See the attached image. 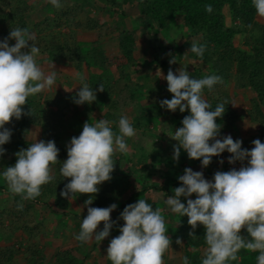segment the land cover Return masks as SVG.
Returning <instances> with one entry per match:
<instances>
[{
  "label": "trees",
  "instance_id": "1",
  "mask_svg": "<svg viewBox=\"0 0 264 264\" xmlns=\"http://www.w3.org/2000/svg\"><path fill=\"white\" fill-rule=\"evenodd\" d=\"M2 1L5 7H11V9L8 14L0 9V25L5 27L0 41L8 37L11 28H27L35 37L34 42L40 49L39 55H44L51 61H67L73 64L79 72L87 69L89 73L87 83L93 87L94 91L99 88L100 83L104 85V91L96 92L95 102L83 104L85 110L83 116H96V121L104 118L116 122L121 115H126V112L132 110L137 112L133 120L129 119L135 129H146L150 123L159 124L166 118L168 119L167 125L171 126L173 131L182 127V120L190 113L188 111L181 113L179 109L171 112L161 108L160 101L171 99L172 94L168 92L167 84L163 86L158 84L159 80L154 75L155 71L151 72L155 65L161 68L166 76L168 71L172 70V63L170 64L168 59L172 57L180 63L189 61L194 66L188 72L193 78L199 79L211 74L222 77V83L217 84L211 92L206 89L203 93L213 110L218 103H223L225 106L224 114L216 120V123L221 125L217 138L225 136L227 132L237 131V124L243 122L245 117L231 109L230 94L222 89L228 83H232L236 92L246 90L252 92L250 98L252 109L248 113L249 120L259 126L260 140L263 139L264 22L258 20L251 0H83L82 6L72 5L66 10L65 7L56 8L49 0H44L47 1L46 11L53 16L39 22L31 20L29 16L31 5L28 0ZM67 1L70 0H62L61 3ZM91 1L99 2L111 9V16L117 18L113 27H107L99 20L93 21L90 17L85 23L77 21V17L86 10V7L93 6ZM209 4L213 7L211 13L205 10L206 5ZM127 5L134 6L133 9L138 11V15L130 20L131 27L124 19L125 16L131 14L127 11ZM226 10L232 20L231 25L226 22ZM178 20H182L186 31L183 34L184 42L172 48L160 43L158 36L164 34L168 38L171 25ZM65 30H68V33H65ZM79 30L92 32L96 36L92 45L79 42ZM139 30H142L145 40L141 46H138L136 41V34ZM112 35L118 37L119 50L115 55H108L103 49L102 40ZM239 35L247 36L245 46L248 49L236 47L234 40ZM192 42L206 45L203 57L189 52ZM14 44V40H9V46ZM170 50L172 51L169 52ZM148 51L151 52L152 61H146L144 65L142 64L144 68L138 70V55L148 53ZM95 69L99 73H94ZM139 74L145 78L144 83L134 79ZM152 81L156 84H152ZM145 90L147 91L146 96ZM149 96L151 103L143 106L140 98L147 101ZM22 109L23 115L19 120L12 118L5 125L11 130L12 136L10 142L4 145L5 153L0 157V171L13 166L17 159L16 153L26 150L30 143L35 142L30 138L32 128L40 129L41 136L38 141L52 140L55 142L59 149L57 159L62 163L67 159L65 142L67 143V140L70 142L72 137L80 135L82 132L81 119L90 122L86 119L88 116L80 117V121L76 120L73 123L75 131L71 133L68 127L70 117L74 118L77 110L71 108L67 99L62 97L59 99H49L43 95L39 98L28 97ZM98 116L100 118H97ZM90 123H95V121ZM113 129L117 130L115 123H113ZM250 148L252 147L248 144L242 146V149L251 150ZM168 151V149L161 148L150 157H138L135 165L141 166L136 171L131 166L123 171L127 163L132 162L134 165V162L127 152H117L119 158L114 157L116 164L111 179L99 185L98 193L91 194L93 203L89 205L99 208L112 204L117 205L110 214V221L114 222L110 235L101 242L93 240L82 244L76 240L73 246L59 250L52 264H88V262L111 264V261L106 258L107 248L110 240L120 234L119 228L123 226L124 221L119 217L123 209L140 198L152 204L153 209L156 207L167 209L164 201L167 196L174 195L173 190L180 186L178 177L184 174V169H192L201 165L199 160L189 159L183 149L178 160L173 158V152ZM225 154L230 156L227 151ZM59 162L51 166L55 179L43 185L41 195L29 200L30 204L20 195L12 194L6 182L0 180V193L7 192L14 197L13 211L2 209L0 213V218H5L12 223L8 238L14 236L17 231H22L28 240L38 237L39 228L42 224L45 225L46 221L37 219V204L45 205L50 213L58 217V229L61 231L70 229L66 219L72 216V219H75L76 233H79L81 220L85 217L76 213L71 214L70 200L60 196L61 190L70 178L64 179L60 175ZM230 170L226 162L213 157L210 165L203 169V176L211 180L216 172ZM136 178L137 187L133 185ZM89 195L77 193L76 198H79L84 205ZM159 196L163 198L162 201ZM189 198L195 199L193 196ZM181 202L185 205L187 203L183 197H181ZM173 214L169 213L165 219L167 235L175 244L178 239L181 241L184 257L187 256L192 264H201L207 247L203 238L204 227L197 225L193 229L188 224L187 216L181 217L179 214ZM34 222L38 225L31 227ZM4 226V223L0 222V238L5 237L2 233ZM102 228L103 222L98 226L97 231ZM190 233H193L195 237L190 236ZM241 235L249 238L245 229L241 230ZM38 244L37 242L26 248L25 255L30 256L28 264H43L42 261H45L44 251ZM97 252L103 256V259L96 255ZM167 252L168 250L164 253L163 260H167ZM19 254L20 251L16 250L14 245L0 247V264H14ZM257 255L258 252L241 249L237 254L238 258L235 261L229 260L227 264H256Z\"/></svg>",
  "mask_w": 264,
  "mask_h": 264
},
{
  "label": "clouds",
  "instance_id": "2",
  "mask_svg": "<svg viewBox=\"0 0 264 264\" xmlns=\"http://www.w3.org/2000/svg\"><path fill=\"white\" fill-rule=\"evenodd\" d=\"M49 2L56 8L61 7V0ZM251 2L256 14L264 17V0ZM205 10L211 13L212 5H206ZM9 40H14L15 44L9 46ZM34 41V35L21 27L11 28L8 37L0 41V157L12 136L5 125L12 118L19 120L22 117V106L28 97L50 89L57 80L59 72L54 70V65L45 71L37 63L40 49ZM205 50L206 45L192 42L189 52L203 57ZM169 62L176 63V60L173 58ZM185 69H178L177 74L171 69L166 76L160 74L172 94L171 99L160 101L161 108L190 113L171 137L178 142L173 146V158L178 160L182 148L189 159L199 160L203 168L210 165L213 157L228 165L247 161V166L218 171L211 180L205 179L202 172L185 168L184 174L178 177L180 186L164 203L170 213L187 216L193 229L197 225L204 227L207 247L201 264H227L238 258L241 249L258 252L256 264H264V143L255 139L248 150L242 149V141H234L231 135L218 139L221 125L216 120L224 114L225 106L218 103L213 110L203 93L206 89L211 92L222 83V77L211 74L196 79ZM79 80V91L74 98L77 105L95 102L96 92L104 91L102 83L94 91L83 76H79ZM113 123L117 130L113 129ZM135 135L136 129L127 115H121L116 122L104 118L95 123L85 122L80 135L72 137L66 145L65 161H58L59 149L54 141L36 139L26 150L16 153L13 166L0 171V180L6 182L12 194L32 200L41 195L43 185L55 179L51 166L59 162L60 175L64 179L70 178L60 196L73 200L77 193L90 194L84 202L87 216L81 220L80 231L74 239L82 244L93 240L101 242L110 235L114 224L110 214L117 205L88 207L93 203L91 194L98 193L99 185L111 179L116 164L114 155L128 152L127 139ZM193 194L196 198L190 199ZM181 197L186 200V205L181 202ZM119 219L124 221L119 228L120 234L110 240L107 248L106 258L111 264H164V253L172 241L167 235L162 209H153L152 204L140 198L127 205ZM101 222L103 228L97 231ZM242 229L249 238L241 235ZM189 235L195 237L193 233ZM176 243L181 245L179 239ZM182 264L192 262L185 256Z\"/></svg>",
  "mask_w": 264,
  "mask_h": 264
},
{
  "label": "rangeland",
  "instance_id": "3",
  "mask_svg": "<svg viewBox=\"0 0 264 264\" xmlns=\"http://www.w3.org/2000/svg\"><path fill=\"white\" fill-rule=\"evenodd\" d=\"M7 2L9 0H6ZM29 4L31 5V11H30V18L34 22H39L41 20L46 19L49 16H53V14L49 13L46 11V3L47 1L44 0H28ZM27 1V2H28ZM62 2V0H61ZM92 2V1H91ZM4 1L0 0V9L2 11L4 10L5 13H9L11 7H5L4 6ZM83 0H70L64 3H61V7H65L64 9L70 8L72 5L76 6H82ZM93 6L92 7H86L83 13H80V16L77 17V21H81L83 23L86 22L88 17L92 18L93 21L99 20L101 21V24H104L107 27H113L114 23L117 22V18H113L110 14L111 9L105 7L103 4L99 2H92ZM127 11L131 13L130 15H127L124 17L126 22L131 24V19L135 16L138 15L137 12L135 11L134 6L127 5ZM80 12V11H79ZM128 13V14H129ZM258 20L260 22H264V17H259ZM226 22L228 25H231L232 20L230 18V15L228 11L226 10ZM131 27V25L129 26ZM184 24L182 23V20H178L177 22H174L171 25V29L169 32V37L166 38L164 34H160L158 36V40L160 43L164 44L165 46H170L171 48L174 47L175 45H181L184 40H183V34L186 33L184 30ZM5 27L4 25H0V37L2 36V32L4 31ZM145 32V30H144ZM65 33H68V30H65ZM246 35H239L235 38L234 43L236 47L241 48V49H248L245 46V40H246ZM96 39V36L92 32H87L85 30H79L78 31V40L79 42H83L84 44H93V41ZM136 41L137 45L141 46L144 43L143 39V34L142 30H139L138 33L136 34ZM102 46L105 52L108 55H115L118 53L119 50V40L117 35H112L104 38L102 40ZM170 48V49H171ZM170 50L169 52H171ZM138 70L144 68L143 63L146 61H152V55L151 52L148 51V53L144 54H139L138 55ZM169 61L172 60V57L168 58ZM37 63L42 66V68L47 71L50 69L52 65H54V70H56L58 73L57 75V80L56 83L48 90H45L39 94H36L35 96H30L34 98H39L40 95L46 96L49 99H56V98H64L67 99L69 105L71 108H76L75 117L73 116L70 117V123L68 125L70 132L74 133V127L73 123L76 122V120L80 121V117L83 116L85 113L83 105H77L74 102V98L76 96V92L79 91V86H80V80L79 76H83L85 81L88 82L89 79V73L87 69H84L83 71L79 72L73 64L67 62V61H51L50 59H47L46 56L38 55L36 57ZM176 60V59H175ZM143 64V65H142ZM195 65V64H194ZM194 66L189 61L185 62H178L176 60V63H172V71L174 74H177L178 69L180 68H186L185 70L189 72L192 70ZM154 72V75L158 77V84L163 86L164 84H167V81L163 79L162 76H165L162 69L159 67H156L155 65L151 69ZM94 73H99L98 70H93ZM137 81L140 83H144L145 78L142 77L141 74L136 75ZM152 84H156L154 81H152ZM224 91L226 90L230 94L231 98V103L230 107L231 109L244 117L242 120L243 122L237 124V131L234 133L232 132H227L225 136L231 135L233 140H241L242 141V146L245 144L250 145L253 147L252 141L255 139H260V128L258 125H254L253 123L250 122L249 120V111L252 109V104L250 102V98L252 97V92L250 90H246L244 92H236L233 88L232 83H228L227 86L222 88ZM147 95V91L145 90V96ZM204 97V96H203ZM150 96L148 97L147 101L144 100V98H140L141 102L143 103L142 105H146L147 103H151L149 100ZM205 98V97H204ZM73 99V102H72ZM206 99V98H205ZM122 110H120L121 112ZM136 111H128L126 112V115L129 117L130 120H133L134 116H136ZM86 116H88L86 118ZM86 119H88L90 122H93L96 120V116H89V115H84ZM82 117V118H83ZM73 118V119H72ZM97 118H100L98 116ZM95 119V120H94ZM84 123L86 122L85 120L81 119ZM167 118L160 122L159 124H152L150 123L146 129H136V135L132 138L127 139V143L129 145V151L127 152L128 156L132 159L134 162V165L132 162L127 163L123 167V171L127 170V168L133 167L135 168L134 171L140 168L141 165L136 166L135 163L138 159V157H150V155L156 154L157 151H159L161 148L163 149H168L169 151L173 152V146L178 145V142L172 139V135L174 133L173 129L171 126L167 125ZM81 121L80 125L83 128L84 123ZM40 129L32 128L30 138L33 141H36L40 138ZM223 137H219L218 139H223ZM69 141L67 140V143L65 142L64 146L68 145ZM262 143H264V137L261 140ZM153 145V147H152ZM251 149V148H250ZM168 151V152H169ZM182 154V148L180 150V155ZM114 157L119 158V155L116 153ZM150 160V158L148 159ZM247 163V161H246ZM246 163H241L242 166H247ZM199 165L197 167H193V171H199L203 172V167ZM133 185L136 187L138 186L137 178L135 181H133ZM161 196H159L160 198ZM193 198H196L195 194H193ZM71 202V209L70 213L74 214H79L82 217L87 216V207H85L79 198L74 197L73 200L69 199ZM163 198H160V201H162ZM28 204H30L29 200L27 201ZM26 203V206H27ZM14 207V197L13 195H10L9 193L1 192L0 193V213L2 209H6L9 211H13ZM37 219L43 220L45 222V225L42 224V226L39 228L40 233L37 238H34L32 240H28L27 236L23 234L22 231H17L14 236L8 238V232L11 231L12 229V223H10L9 220L5 218H0V222L4 223V227L2 230V233L5 235V237L0 238V247L3 246H10L14 245L16 247V250L20 251V254L16 257L14 264H28L29 261V255H25V250L28 248V246H33L35 243H39L38 245L43 249L44 251V256H45V261H42L43 264H52L54 261L55 254L61 250L62 248L65 247H70L73 246L76 243V240L74 239L75 235L77 234V230L75 229V219H72V216L69 217L67 220V224L69 226L68 230H59L58 229V217L56 215L52 214L49 212L48 207H46L43 204H37ZM90 207V206H88ZM162 209V214L164 216V219L168 216L170 213L167 209ZM16 211V209H14ZM58 211V210H57ZM174 215V214H173ZM169 219V218H168ZM38 225L36 222L31 224V227H36ZM45 226V227H44ZM109 245V244H108ZM182 245V244H181ZM171 243V247L168 249V258L167 260H163L164 264H182V258L184 257V253L182 251V246ZM100 259H103V256L100 255L98 252L96 253ZM41 262V263H42ZM88 264H91L88 262Z\"/></svg>",
  "mask_w": 264,
  "mask_h": 264
},
{
  "label": "built area",
  "instance_id": "4",
  "mask_svg": "<svg viewBox=\"0 0 264 264\" xmlns=\"http://www.w3.org/2000/svg\"><path fill=\"white\" fill-rule=\"evenodd\" d=\"M228 162V160H227ZM230 165V169L232 170L233 168H235L236 170H239L240 167H242L241 162L237 161L234 164H229Z\"/></svg>",
  "mask_w": 264,
  "mask_h": 264
}]
</instances>
